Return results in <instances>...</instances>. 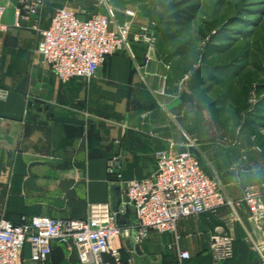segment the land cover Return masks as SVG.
Returning <instances> with one entry per match:
<instances>
[{
	"label": "crops",
	"instance_id": "1",
	"mask_svg": "<svg viewBox=\"0 0 264 264\" xmlns=\"http://www.w3.org/2000/svg\"><path fill=\"white\" fill-rule=\"evenodd\" d=\"M59 1L45 0L37 14L39 29L49 25L59 7L80 17L106 13L98 0H65L64 6ZM17 2L0 0L8 26L0 32V86L9 89L8 98L0 101V217L82 218L87 205L96 202H108L115 210L124 199V181L152 175L154 151L186 139L185 92L171 87L172 72L155 51L145 62L146 47L139 43H132L137 52L133 59L119 51L90 81L75 78L61 83L36 52L39 30L27 21L14 25ZM108 3L116 22L127 19V8L113 7L112 0ZM144 23L133 18L131 31ZM223 159L231 167L234 164L229 157ZM242 184L237 176L228 180L227 195L240 199ZM257 192L264 198V188ZM236 211L240 221L231 229L234 254L221 264H254L258 256L246 235L258 237L260 232L245 205H238ZM228 212L223 206L215 215L179 219L177 242L172 232L151 231L141 244L123 237L115 244L133 264H179L178 250L190 254L182 264H212L209 236ZM135 218L133 207L127 205L118 224L128 226ZM21 264H37L27 246ZM48 264H80L74 244L54 241Z\"/></svg>",
	"mask_w": 264,
	"mask_h": 264
},
{
	"label": "built area",
	"instance_id": "2",
	"mask_svg": "<svg viewBox=\"0 0 264 264\" xmlns=\"http://www.w3.org/2000/svg\"><path fill=\"white\" fill-rule=\"evenodd\" d=\"M106 13L80 17L67 7L53 12L49 25L39 29V9L45 0H18L14 7V25L22 21L39 30L41 39L36 52L61 83L72 79L86 82L96 76L100 66L119 51L132 59V43L146 47L145 62L154 51L156 21L141 24L131 33V19L135 12L126 9L127 19L116 22L109 0H98ZM5 6L0 4V32L8 29L3 22ZM140 70V66H136ZM9 89L0 86V101L8 98ZM194 143L186 136L179 143L154 151L155 172L144 178L124 181V199L113 210L108 202L89 203L82 218H56L47 215L22 214L17 221L0 217V264H21L25 246L37 264H48L54 241L74 244L80 264H133L132 258L124 259L121 246L115 240L130 238L135 244L147 240L151 231L172 232L175 241L176 223L191 215H215L220 207L229 212L221 219L209 236L212 264H221L233 257L234 236L231 229L240 221L236 207L245 205L249 220L260 232L258 237L246 235L258 259L254 264H264V198L253 186H245L240 199H231L223 186L212 178L192 151ZM111 172V168H109ZM121 175H117L120 178ZM130 205L135 211L134 223L122 227L119 215ZM178 262L190 258L186 250H178Z\"/></svg>",
	"mask_w": 264,
	"mask_h": 264
},
{
	"label": "rangeland",
	"instance_id": "3",
	"mask_svg": "<svg viewBox=\"0 0 264 264\" xmlns=\"http://www.w3.org/2000/svg\"><path fill=\"white\" fill-rule=\"evenodd\" d=\"M112 1L113 7L133 10L135 20L156 21L154 51L159 43L163 56L172 55L171 61L165 62L171 72L178 61L192 63L194 67L200 63L209 66L212 73L206 76L200 90L215 102L214 109L220 118L192 93L187 75L181 81L172 73L171 87L185 92L187 115L183 120L187 136L194 143L192 151L206 173L224 189L227 181L237 176L242 179V192L245 186L262 190L264 0ZM65 2L60 0L58 4L64 6ZM132 49L137 56L133 44ZM242 85L250 88L245 110H239L238 103ZM223 96L225 103L220 105L217 102ZM222 121H226V126ZM223 157H229L234 163L232 167Z\"/></svg>",
	"mask_w": 264,
	"mask_h": 264
},
{
	"label": "trees",
	"instance_id": "4",
	"mask_svg": "<svg viewBox=\"0 0 264 264\" xmlns=\"http://www.w3.org/2000/svg\"><path fill=\"white\" fill-rule=\"evenodd\" d=\"M161 50V44L158 43L157 47H156V54L157 56H159L164 62H170L171 61V57L172 55L168 54V55H162L160 53ZM173 68V74L176 75L179 78H182L184 76L187 75V77L189 78L190 81V88L192 90V93L201 101L206 102L208 109L210 111V113L214 114V116L216 118H220L217 111H215L214 109V105L215 102L213 101H209L206 98V93L204 90H200V87L206 83V76L210 75L211 70L209 68V66L200 63L199 66L194 67L192 65V63H188V62H183V63H179V61L174 64L172 66ZM241 97L238 98V104L239 105V110H245L247 109L245 100L249 97L250 95V88L246 85H242V89H241ZM225 97L223 96L222 99H220L219 102H217L220 105H223L225 103ZM223 125L226 126V121H222Z\"/></svg>",
	"mask_w": 264,
	"mask_h": 264
}]
</instances>
